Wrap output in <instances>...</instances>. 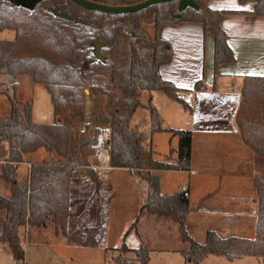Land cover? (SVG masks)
I'll return each instance as SVG.
<instances>
[{"label": "trees", "instance_id": "trees-1", "mask_svg": "<svg viewBox=\"0 0 264 264\" xmlns=\"http://www.w3.org/2000/svg\"><path fill=\"white\" fill-rule=\"evenodd\" d=\"M50 1L71 19L58 16L40 3L31 8L0 0V30L14 31L12 39L0 38V75H8L12 87L20 74H28L32 82L44 85L56 117L53 123H35L31 118V100L19 102L8 95L10 113L7 118H0V142L6 141L9 151L0 165V179L9 184L10 195H0V208L6 213L0 219V243L6 245L16 260H21L24 257L19 237L21 226L42 227L49 220L57 230L66 233L70 181L80 175L94 178L97 149L105 142L109 166L136 173L139 183L145 186V200L119 246L121 250L132 251L139 264L148 263L149 248L130 249L125 239L131 229L136 230L139 217L144 214L169 216L177 224L180 239L187 244L182 250L185 264H201L209 254L229 260L255 256L264 264V176L255 175L253 180L255 237L221 236L215 230H207L204 241L198 242L185 226L190 202L183 188L164 194L159 178L164 170H189L191 131L170 129L178 136L176 159L157 160L154 151L144 145L143 135L130 124L135 109L141 106L149 110L151 130H163L155 106L149 100L145 103L140 100L142 90L161 91L191 112V105L181 95L184 90L158 75V62L170 56L168 43L157 35L159 26L199 22L204 35L213 37L214 75H217L221 64L234 60L221 26L225 11L209 8L204 0H194L198 8L187 6L181 11L178 0L155 4L159 11L153 19L154 35L147 38L136 35L135 27L140 24L141 13L152 6L130 14H103L85 9L72 0ZM91 1L129 5L142 0ZM252 13L264 15V0H256ZM127 22L134 25L133 31L130 26L126 28ZM137 36L141 39L138 42ZM95 37L102 43L101 50L107 53L103 83L95 82L91 74L99 67L93 62L97 59L92 50ZM199 84L197 81L194 89H199ZM85 89L88 95L105 97V106L93 114L90 123L78 127L84 119ZM234 119L243 143L264 160L263 75L244 76ZM102 134L107 137L106 141L101 138ZM38 149L53 152L56 160L31 161L28 178L19 180L15 173L17 164L23 161L24 154ZM114 260L118 264L133 262L120 257Z\"/></svg>", "mask_w": 264, "mask_h": 264}, {"label": "crops", "instance_id": "crops-1", "mask_svg": "<svg viewBox=\"0 0 264 264\" xmlns=\"http://www.w3.org/2000/svg\"><path fill=\"white\" fill-rule=\"evenodd\" d=\"M19 1L22 2L19 4L32 8L37 3L44 4L45 0ZM204 3L211 9L225 11L221 16V26L225 31L226 40L233 52L234 60L221 64L217 75H214L213 37L211 34L204 35L203 27L199 22L181 21L162 24L158 28L157 35L168 43L170 56L167 60L158 62L157 72L161 80L184 90L181 95L191 105V112L161 91L142 90L140 100L143 103L149 100L155 106L160 115L163 130H151L149 110L141 106L135 109L130 124L143 135L144 145L152 150H155L157 136L164 135L168 144L166 145L167 153L163 154L165 159L171 161L176 159L178 136L169 130L185 129L191 131L189 170L161 171L159 173L160 189L162 185L160 175L163 172L182 171L189 175H196L199 167H194L195 160L207 161L210 164L223 160L227 166L224 172L221 173L222 177L213 166L207 170L203 169L206 172L207 177L205 178H207L210 187L198 199H192L191 180L189 179L186 184L189 193L190 211L186 217L185 226L189 220L195 224L209 220V225L202 230L204 239L207 230H215L221 236L235 235L248 238L242 234L241 230H237L238 228L245 229L248 227V230L255 231L256 192L255 194L252 192L250 197L244 195V185L241 178L245 175L243 169L240 168L243 164V156H251L252 150L243 143L237 130L234 115L244 76H264V15L252 13L256 0H246L244 2H240V0H204ZM45 6L49 10H56L54 5L45 4ZM13 37V30H0V38L12 39ZM98 42L101 43L99 40ZM92 50L94 53L93 43ZM197 81H200L199 89H194ZM39 85L41 84L32 82L30 75L20 74L15 79V86L12 87L8 75H0V118L9 116L11 106L8 95H10L19 102L31 100V118L33 122L49 124L56 121L51 97L44 85H41L44 90L40 92V97L38 99L33 97V89L39 87ZM155 91H158V94ZM40 102L43 108L42 106L40 108ZM199 110L202 113L201 117H199ZM212 115L218 117L213 119ZM198 117L201 122L196 125ZM90 122L83 121L82 124L85 125V123ZM82 124H79L78 127H81ZM101 138L106 141L107 137L102 134ZM101 145L108 149L105 142ZM8 149V143L1 141L0 164L6 159ZM37 151H41V149ZM37 151L24 154L23 161L17 164L15 173L19 180L28 178L30 162L35 161L32 159L31 154ZM44 151L42 157L51 155V152ZM174 154L175 156H173ZM196 155H199L200 158L195 157ZM52 158L53 160L48 161L56 160V157L52 156ZM42 160L45 159L40 161ZM95 169L94 178L80 175L70 181L68 193V220L70 222L68 221L66 233L63 234L62 231L57 230L53 222L49 220L42 227L23 225L19 229L20 242L24 249L23 259L16 260L7 250L6 245L0 243V264H67L68 261L81 260L84 254L80 242L72 241L68 243V235L84 230L95 234L98 232L101 237L105 218L107 219L105 216L107 206L110 204L109 202L115 200L117 194V189L112 186V176L106 171L132 172L125 168L110 167L109 161L106 165L98 164ZM132 173L137 176L136 173ZM254 176L255 174L252 173H248L246 176L250 179L253 187ZM97 178H101L104 187L99 189L95 187L94 180ZM226 178H229V180H226ZM230 178L233 180H230ZM237 178L240 179L237 180ZM137 181V187L141 190V193L143 191L144 198L137 205L135 217L140 205L145 200V186L139 183L138 176ZM229 182H234V185L229 184ZM73 185L74 195L71 196ZM183 187L181 185L179 189ZM0 195L5 197L10 195L9 184L1 179ZM208 198L210 199L208 200ZM191 199L194 200V203H191ZM248 202L254 204L255 211L247 210V206L242 207L243 204L247 205ZM220 203L226 206L220 207ZM237 211L241 213H237ZM5 214V210L0 208V219L4 218ZM152 215L157 214H144L143 216L148 218ZM158 217V215L157 218L151 217V221L156 220L158 222ZM71 219H74V221L71 222ZM44 232L49 234L48 239L39 237L40 233ZM93 255L95 254L91 251L85 253V256L88 257ZM103 262L101 260V263ZM94 264H98L97 259Z\"/></svg>", "mask_w": 264, "mask_h": 264}, {"label": "rangeland", "instance_id": "rangeland-1", "mask_svg": "<svg viewBox=\"0 0 264 264\" xmlns=\"http://www.w3.org/2000/svg\"><path fill=\"white\" fill-rule=\"evenodd\" d=\"M15 3H22L19 0H10ZM42 4V3H41ZM54 5L55 3L50 0H45L44 4ZM55 11V10H54ZM159 11V8L152 6L148 9H146V12L141 13L140 17V24L136 28V35L142 34L147 38H152L154 35L153 31V19L155 14ZM130 26V31L134 30V25L131 23L130 25L127 24L126 28ZM6 32V31H5ZM11 34V33H10ZM136 41H140L141 39L137 36ZM101 54L103 56L104 60H101L100 58L93 59V62L98 64L99 67L93 69L94 71L91 73L92 78L95 82L103 83L106 73L103 70L104 68V61H106L107 53L101 50ZM95 58V57H94ZM42 85V84H41ZM39 85V87H36L33 89V97L35 99H38L40 97V92H43L42 86ZM88 90V89H86ZM32 91V90H31ZM89 92V91H88ZM85 92L87 95L84 98V119L85 122L92 121L93 114L95 112L101 111L105 106V97L101 95H88L89 93ZM142 91L139 92V98ZM158 94V91H155ZM160 94H162L160 92ZM234 96V95H233ZM40 108L43 105L40 102ZM201 110H199V114L201 117ZM196 120V125H198L201 120L200 118ZM218 117L217 115H212L213 119H216ZM83 124L81 125V127ZM157 142L155 146V150H153V156L157 160L165 159V156L163 153H167V141L164 135H158L157 136ZM159 143V144H158ZM100 146V145H99ZM98 146V152L97 155V161L100 165H106L108 164V149L105 148L104 145ZM148 147V146H146ZM45 151L41 149V151H37L35 153H32V159L35 161H40L41 159L45 160H53L52 156L54 158L56 157L53 152H51L49 157H42V154ZM44 156V155H43ZM175 156V154L173 155ZM198 159L200 158L199 155H196ZM196 159V158H195ZM1 165V164H0ZM199 167V170L196 175H189L182 171H166L163 172L160 177L162 181L161 190L164 193H169L174 190H177L180 188L181 185L186 186V184L189 182V179L191 180V187L193 188L192 191V199H198L203 193H206L209 189V182L207 180L206 172L203 171L209 169L211 166L215 167L214 169L218 170L219 175L221 176V173L224 172L227 166L226 163L222 160L221 162L217 163H208L202 162L200 160L194 162V167ZM240 168L243 169L244 177L241 178L243 181V192L246 197H250V194L252 192L255 194V189L253 185L250 182V179L246 177L249 174H255L258 176H264V160L253 153L251 151V156H243V164L240 166ZM97 170V169H95ZM106 172H109L112 183L116 189L117 194L115 195V200L113 202H109L110 204L107 206L106 214L105 216V225L104 230L102 233V236L96 234L94 232L90 233L87 231L82 230L78 233H72L69 234L67 239L68 243L72 241H77V243L81 244V250L84 254L82 256L81 260H73L72 262H67V264H90L95 262V260H98V264H118L115 262V257L120 258H126L128 260L133 261L131 264H139L136 260V256L132 251L128 250H121L119 248L124 233L127 231L129 226L132 224V222L135 219V211L138 207L137 205L140 203V201H143L144 194L143 191L141 193V190L137 187V176L133 174L132 172L128 171H113L108 170ZM190 176V178H189ZM222 177V176H221ZM240 178H237V180ZM223 180V179H221ZM226 180H229V178ZM230 180H233L230 178ZM5 182V181H4ZM95 187L96 188H102L104 187V184L101 180V178H97L94 180ZM229 184L234 185V182H229ZM213 186V185H211ZM74 185L71 189V196L74 195ZM191 203H194V200ZM210 198H208L209 200ZM254 204L249 203L247 205H242V207L247 206V210L249 211H255V206L253 208ZM220 207H224L226 205H223L222 203L219 204ZM230 207V206H227ZM74 210V209H73ZM237 213H241L240 211H237ZM158 222L156 220L151 221L152 218H157V215H152L151 217H144L143 215L139 217V220L136 224V230L133 228L131 231L126 235V244L128 248L134 249L137 246H146L149 248V256L150 259L147 264H185L184 257L182 250L187 247V244L182 242L180 239L179 232L177 230V224L173 222V220L169 216L165 215H158ZM71 221H74V219H71ZM209 225V220H204L198 223H193L190 220L186 224V229L189 232V234L196 239L197 241H203V228L207 227ZM242 231V234L245 237L248 238H254L255 237V231L254 230H248V227L245 229L238 228L237 231ZM69 233V232H68ZM37 234V233H36ZM49 234L44 232L40 233L39 237L41 239H48ZM100 237V238H99ZM93 252L92 257L85 256V253L87 252ZM104 259V262H103ZM101 260L103 263H101ZM201 264H263L262 259L255 257V256H245L241 258H235L232 260H229L225 258L224 256H218L209 254L202 262Z\"/></svg>", "mask_w": 264, "mask_h": 264}, {"label": "water", "instance_id": "water-1", "mask_svg": "<svg viewBox=\"0 0 264 264\" xmlns=\"http://www.w3.org/2000/svg\"><path fill=\"white\" fill-rule=\"evenodd\" d=\"M72 1H74L76 4H78L79 6L85 9L100 12L103 14H130V13L144 10L155 4L166 3L169 1H173V0H142V1L136 2L134 4H129V5H107V4H102L99 2H94L91 0H72ZM187 6L198 8V5L194 0H178V10L179 11L183 10ZM54 12L60 17L71 19V17L65 12H62L57 9ZM176 16L178 17L179 14H176ZM127 24H129V22H127ZM98 40L99 39L97 37L94 38V42H93L94 49H95L94 54L95 56H97V58L104 60L101 54L102 43H99ZM85 92H88V90L85 89Z\"/></svg>", "mask_w": 264, "mask_h": 264}, {"label": "built area", "instance_id": "built-area-1", "mask_svg": "<svg viewBox=\"0 0 264 264\" xmlns=\"http://www.w3.org/2000/svg\"><path fill=\"white\" fill-rule=\"evenodd\" d=\"M183 190H184V196L185 197H188L189 193H188V187L187 186H184L183 187Z\"/></svg>", "mask_w": 264, "mask_h": 264}]
</instances>
